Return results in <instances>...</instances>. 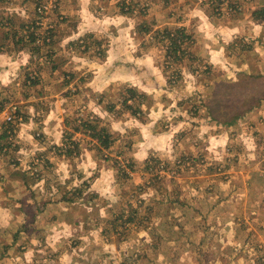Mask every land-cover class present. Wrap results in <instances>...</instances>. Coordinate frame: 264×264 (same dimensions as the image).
Returning a JSON list of instances; mask_svg holds the SVG:
<instances>
[{
  "label": "rangeland",
  "instance_id": "rangeland-1",
  "mask_svg": "<svg viewBox=\"0 0 264 264\" xmlns=\"http://www.w3.org/2000/svg\"><path fill=\"white\" fill-rule=\"evenodd\" d=\"M98 1L88 18L69 0H0L15 11L0 30L16 33L0 156L60 186L84 222L53 242L45 213L15 221L0 230V264H264V198L250 210L226 189L241 164L264 185V19L260 33L247 19L244 35L231 30L253 0L171 13L167 0Z\"/></svg>",
  "mask_w": 264,
  "mask_h": 264
},
{
  "label": "crops",
  "instance_id": "crops-1",
  "mask_svg": "<svg viewBox=\"0 0 264 264\" xmlns=\"http://www.w3.org/2000/svg\"><path fill=\"white\" fill-rule=\"evenodd\" d=\"M188 1L189 0H167V2L164 3V7H171L169 9V13L174 12L176 9L185 12L184 7L182 9L179 7L188 3ZM69 2L71 4H75L70 6V13L80 14V12H83L82 14H87L88 18L97 16L95 12L100 5L98 0H69ZM83 5L85 9L83 8ZM256 6H259L260 8L256 10ZM1 9L6 8H0V10ZM247 9L243 14L240 15L238 19L240 21H238L237 24H231V30L233 31L232 34L235 35L237 33H241L242 35H244L242 24H239L241 22H244V19H247L253 23V25L255 26V33H260V30L257 29V24H259V21L261 19H264V0H253L251 5ZM2 13L9 15L13 20L15 19V11L1 12L0 15ZM198 14L199 11L197 9H192L188 16L195 17ZM188 24H190V22H188ZM238 26L241 27L237 28ZM260 29H264V25H261ZM8 32L9 29L0 30V35L2 37L0 43V86L3 85L2 82L8 80L10 75L9 69L12 65H14V60L7 47L11 45V43H9L11 42V40L13 45L15 44L14 34L16 33L13 32L14 34H12V36H9ZM10 37H12V39ZM235 37L236 35L234 36V38ZM212 61H214V59ZM212 61L210 63H212ZM213 63H216V61ZM3 115L4 114H0V123L4 120ZM20 126L22 127L23 124H21ZM28 127L30 128L31 126L29 125ZM26 136L29 139V136ZM4 137L5 135L2 134V136H0V141H2ZM7 165L8 164L3 163V158L0 156V230L10 228V226L15 221H18L20 219H27V221L33 222L36 218L43 216L45 213L46 224H48L50 228L54 230L55 238L53 242H58L68 238L56 236V230L62 232L64 235L65 231L71 232L72 227L77 228L80 227V225L84 224L82 219L74 218V221L71 220L70 209H72V207H75V204L77 202H75L74 199H66L67 195L63 193V190L62 188H60V186H55L56 189L54 191H51L50 186L46 181V177L42 176V174L37 180L31 181V178L27 173L24 172V170H20V168H13L14 165ZM238 167L239 168H236V170L231 171L233 186H227L226 189L230 192H234L241 199H247L249 197V209L254 210L258 206L260 198H264V185L261 189V192H258L259 189H256L254 185V182H256V177L260 178L259 175H261V173L255 168L254 171H252V169H249L242 164ZM65 192L69 193L67 190H65ZM245 194H247L248 196ZM252 194H256L257 196L250 197V195ZM237 201L238 200L235 198V206ZM43 210H45V212ZM233 213L235 214L234 210ZM22 226L24 227L23 224ZM78 232L79 231L75 232L76 235ZM89 233L92 234V232ZM70 236L71 235L69 234L66 237ZM88 236L89 234L85 235L86 238H88ZM79 239H83V236ZM261 241L264 248V237L263 239L258 240V243H260ZM15 242L16 235L14 233L10 240H6L7 245H10L8 248L9 251L14 250V248L17 246ZM22 250H25V248L22 247Z\"/></svg>",
  "mask_w": 264,
  "mask_h": 264
},
{
  "label": "trees",
  "instance_id": "trees-1",
  "mask_svg": "<svg viewBox=\"0 0 264 264\" xmlns=\"http://www.w3.org/2000/svg\"><path fill=\"white\" fill-rule=\"evenodd\" d=\"M180 32L179 31H175V34H179ZM172 41V46H176V42L173 40V39H170ZM130 93V96H128L130 99L134 100V97H133V92L132 90H129L128 91ZM123 105L127 106V108H133V109H136L137 105H134L133 107L132 106H128L127 104V99H124L123 100ZM136 111V110H135ZM91 131H93L94 134H91V137H93L94 139H96V143H98L99 147L101 149H108L109 146L111 145L112 141L108 139L107 135L106 134H102L103 136H101L99 134V132H97L96 130V127L94 126H87ZM79 131V128H74V132H78ZM129 220V219H128Z\"/></svg>",
  "mask_w": 264,
  "mask_h": 264
},
{
  "label": "built area",
  "instance_id": "built-area-1",
  "mask_svg": "<svg viewBox=\"0 0 264 264\" xmlns=\"http://www.w3.org/2000/svg\"><path fill=\"white\" fill-rule=\"evenodd\" d=\"M7 120L9 121V118H7Z\"/></svg>",
  "mask_w": 264,
  "mask_h": 264
}]
</instances>
